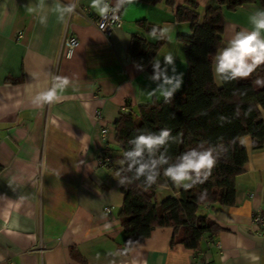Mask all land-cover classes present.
Instances as JSON below:
<instances>
[{"label":"crops","instance_id":"1","mask_svg":"<svg viewBox=\"0 0 264 264\" xmlns=\"http://www.w3.org/2000/svg\"><path fill=\"white\" fill-rule=\"evenodd\" d=\"M183 1L171 7L133 0L121 8L123 27L104 35L93 23L98 14L91 0H45L36 13L26 6L37 0H0V264H264V237L252 226V215L264 209V149L254 150L249 136L242 137L248 161L235 177V205L200 208L220 226L215 239L199 250L172 244L174 229L166 225L128 251L123 248L115 123L125 105L135 113L161 101L171 88L165 76L180 79L182 87L187 62L177 34L191 32L190 23L176 19ZM198 1L201 17L218 2ZM57 2L75 10L58 20L52 11ZM258 9L264 7L249 3L226 10L219 50L236 31L252 30L249 17ZM42 15L48 16L46 25L39 22ZM144 18L159 25L164 38L153 60L163 73L158 80L132 62L128 51L134 33L158 41L137 24ZM66 34L79 41L67 57L61 54ZM57 78L68 84L61 87ZM216 83L223 85L217 78ZM52 89L51 102L33 103L38 93ZM150 92L155 94L149 97ZM103 147L116 158L109 166L100 161ZM171 193L160 186L157 200Z\"/></svg>","mask_w":264,"mask_h":264},{"label":"trees","instance_id":"2","mask_svg":"<svg viewBox=\"0 0 264 264\" xmlns=\"http://www.w3.org/2000/svg\"><path fill=\"white\" fill-rule=\"evenodd\" d=\"M142 1L150 4L165 1L171 7L176 6V0ZM249 3L264 7V0H218L209 5L201 17L198 0H184L177 6V21L191 25L190 33L177 34L187 62L181 89L173 93L170 102H166L165 97L148 102L135 113L130 110L122 113L116 121L121 160H124L123 153L132 147L128 141L140 130L158 133L162 128L171 129L177 141L170 140L156 153L157 157L164 153L175 163L176 157L192 148H212L217 157L212 169L202 171L200 181L191 188L179 190L163 175V168L157 182L146 187L143 177L131 183H120L122 178L133 176L127 171V162L114 167L124 196L119 213L125 235L124 251L149 238L155 228L166 225L174 229L172 244L182 243L199 250L203 242L215 239L220 226L206 213H201L200 208L205 204L235 205V177L246 170L248 161L242 137L252 138L254 150L264 149V64L249 78L223 82L222 87L217 85L214 75V58L224 39L225 12L236 11ZM137 24L149 33L156 27L159 38L151 42L143 34L134 33L128 48L131 60L145 71L157 74L160 69L153 60L164 43L161 27L146 18L138 20ZM165 185L173 193L158 201L157 190Z\"/></svg>","mask_w":264,"mask_h":264},{"label":"clouds","instance_id":"3","mask_svg":"<svg viewBox=\"0 0 264 264\" xmlns=\"http://www.w3.org/2000/svg\"><path fill=\"white\" fill-rule=\"evenodd\" d=\"M131 3L133 0H116L115 5L111 6L109 0H91L89 7L101 17L112 12L115 20L118 19L115 13L125 4ZM44 4L45 0H37L35 4L29 3L26 9L29 13H36L38 9H43ZM74 10V5L63 6L58 2L52 8V11L57 14L58 20H63L66 14L72 13ZM47 19V15L39 16L40 24L46 25ZM249 22L253 26L251 31L245 29L236 31L227 45L217 52L214 75L218 82L247 78L258 66L264 64V35H262L264 33V9H258L252 13ZM165 28L168 30L167 26ZM150 35H156V27L152 28ZM165 61L169 64L173 63L172 55H166ZM161 75L163 73L158 72L152 79L158 80ZM57 79L61 80V87L68 84L66 78ZM164 84L171 85L170 90L162 92L166 102H170L173 93L181 87V80L175 77L169 79L165 76ZM161 87L163 88V85ZM154 94V92L148 93L149 97ZM55 95V89L38 93L34 97L33 103L51 102ZM170 140L176 142L177 137L172 136V130L169 128H162L158 133L140 130L138 135L128 141L132 147L123 153L124 160L118 161L120 164L127 162V171L133 173V176L122 178L120 183H131L132 180H139L143 177L145 186L151 187L157 182L160 170L163 168V175L170 179L176 187L188 189L200 181L203 170H210L214 167L217 157L212 148L205 150L192 148L176 157L175 163L170 162L171 158L164 153L157 157L156 153L161 148H165ZM165 165L167 167H164ZM253 259L258 260L259 258L253 257Z\"/></svg>","mask_w":264,"mask_h":264},{"label":"built area","instance_id":"4","mask_svg":"<svg viewBox=\"0 0 264 264\" xmlns=\"http://www.w3.org/2000/svg\"><path fill=\"white\" fill-rule=\"evenodd\" d=\"M111 6H114L110 1H109ZM115 15L118 17V19H113V13L109 12L105 17L101 16H96L93 18V23L95 27H97L104 35H109L113 30L119 29L123 27V17H122V12L121 9L115 13ZM23 35L20 32L18 34V38H21ZM63 44L61 47V54L67 56H71L74 49L78 45L79 41L72 35H67L64 36L63 38ZM123 110L128 112L130 110L128 105H125L123 107ZM96 117L99 118L100 114L97 113ZM103 135L107 136V131L103 130ZM101 163L104 165H111L112 162L115 161V157L113 155L109 154L108 148L103 147L101 151ZM105 213L106 215H110L113 212V209L111 207H105ZM252 226L254 229V232L262 237H264V209L260 208L257 209V211L252 215ZM218 246H220L218 243H216Z\"/></svg>","mask_w":264,"mask_h":264},{"label":"rangeland","instance_id":"5","mask_svg":"<svg viewBox=\"0 0 264 264\" xmlns=\"http://www.w3.org/2000/svg\"><path fill=\"white\" fill-rule=\"evenodd\" d=\"M186 69H187V66H186ZM185 73H186V70H185ZM185 75V74H184ZM250 77V76H249ZM249 77H247V78H249Z\"/></svg>","mask_w":264,"mask_h":264}]
</instances>
